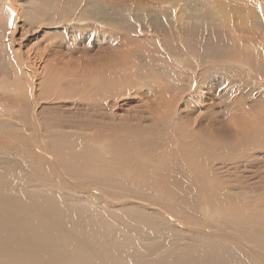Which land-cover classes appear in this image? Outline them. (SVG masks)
<instances>
[{"label": "bare ground", "instance_id": "obj_1", "mask_svg": "<svg viewBox=\"0 0 264 264\" xmlns=\"http://www.w3.org/2000/svg\"><path fill=\"white\" fill-rule=\"evenodd\" d=\"M179 1L0 0V264H264V8Z\"/></svg>", "mask_w": 264, "mask_h": 264}, {"label": "rangeland", "instance_id": "obj_2", "mask_svg": "<svg viewBox=\"0 0 264 264\" xmlns=\"http://www.w3.org/2000/svg\"><path fill=\"white\" fill-rule=\"evenodd\" d=\"M181 1H186V0H180L179 2H177V4L176 5H174L173 6V8H175L174 9V13H175V16H179V15H181V16H183V18H186V16L188 15V14H190L191 16L192 15H194V14H196L195 12L198 10V9H200L202 6H204V7H202V8H204L203 10H198L197 12H206L207 10V12L206 13H208V12H210L209 11V8L210 9H212L213 10V8L214 7H211V6H209V5H211V4H209V3H207V2H205V3H201V2H204L205 0H198V1H195V0H188L187 2H184V3H182ZM232 1V0H231ZM256 1H258V3H260L261 4V6H262V8H264V0H256ZM176 3V2H175ZM178 3H180V6H179V4ZM187 3V4H186ZM191 3H193V4H191ZM191 5L192 6H196V7H191ZM201 5V6H200ZM258 7V8H257ZM128 8V9H127ZM134 9H135V7H133ZM190 8H192L191 9V11L193 12H191L190 11ZM198 8V9H197ZM126 9L128 10V12L129 13H131V11H130V9H129V6H128V4H127V7H126ZM247 11H248V16H250L251 17V22L249 23V24H251V26H252V24H254L253 25V27H252V29L254 28V26L258 29L259 27H261L262 29H258V31L260 32L261 30H264L263 28H264V21H263V19H264V13H262L261 12V10H260V7L259 6H255L254 8L253 7H248V8H245ZM177 10H178V13L176 14V12H177ZM189 10V11H188ZM196 10V11H195ZM256 10V11H255ZM135 11H139L137 8H136V10ZM182 11H186V12H182ZM182 12V13H181ZM187 12H190V13H187ZM263 12H264V9H263ZM184 13L186 14L185 16H184ZM259 15H262V16H259ZM162 16L167 20V22H173V20H176V19H178V18H180L181 16H179L178 18L176 17V19L175 18H173V16L171 17V14L169 13V12H166L165 10H163V12H162ZM194 17H196V16H194ZM182 18V17H181ZM197 18V17H196ZM254 19V20H253ZM258 19V20H257ZM253 20V21H252ZM263 22H262V21ZM258 21V22H257ZM166 22V23H167ZM259 23H262L261 25L259 24ZM258 26V27H257ZM261 32H264V31H261Z\"/></svg>", "mask_w": 264, "mask_h": 264}, {"label": "snow or ice", "instance_id": "obj_3", "mask_svg": "<svg viewBox=\"0 0 264 264\" xmlns=\"http://www.w3.org/2000/svg\"><path fill=\"white\" fill-rule=\"evenodd\" d=\"M11 24H12V21L10 20V21H9V26H11Z\"/></svg>", "mask_w": 264, "mask_h": 264}]
</instances>
